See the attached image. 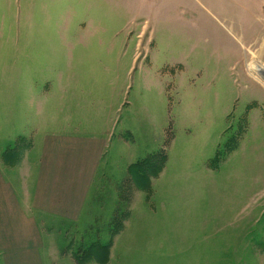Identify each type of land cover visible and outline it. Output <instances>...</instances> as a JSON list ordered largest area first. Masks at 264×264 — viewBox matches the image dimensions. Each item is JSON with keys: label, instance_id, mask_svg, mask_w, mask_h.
<instances>
[{"label": "rangeland", "instance_id": "rangeland-1", "mask_svg": "<svg viewBox=\"0 0 264 264\" xmlns=\"http://www.w3.org/2000/svg\"><path fill=\"white\" fill-rule=\"evenodd\" d=\"M249 63L264 66V0H0L1 165L40 237L35 260L1 247L0 264H264ZM71 132L99 163L74 212L41 210L43 136Z\"/></svg>", "mask_w": 264, "mask_h": 264}, {"label": "crops", "instance_id": "crops-1", "mask_svg": "<svg viewBox=\"0 0 264 264\" xmlns=\"http://www.w3.org/2000/svg\"><path fill=\"white\" fill-rule=\"evenodd\" d=\"M41 146L33 202L41 210L54 212L62 211L60 205L67 206L69 202V210L74 212L99 163L101 143L71 132L43 136ZM1 151L0 248L9 251L8 257L35 260L40 240L38 226L34 217L24 210L14 186L3 173Z\"/></svg>", "mask_w": 264, "mask_h": 264}, {"label": "trees", "instance_id": "trees-1", "mask_svg": "<svg viewBox=\"0 0 264 264\" xmlns=\"http://www.w3.org/2000/svg\"><path fill=\"white\" fill-rule=\"evenodd\" d=\"M170 129H171V127L169 125L168 130H167V134L164 138V142H163L161 148L153 156L155 167L157 169L161 168L166 161V148L171 143L172 137H173L172 133H170ZM135 188H136V183L132 177L129 176V177L125 178L123 181H121L119 184V187H118L119 203L128 204L132 199ZM117 212L118 211H116L114 213V216L112 218V225L114 226L115 232L118 231V229L121 227V222H122L121 217H117Z\"/></svg>", "mask_w": 264, "mask_h": 264}, {"label": "bare ground", "instance_id": "bare-ground-1", "mask_svg": "<svg viewBox=\"0 0 264 264\" xmlns=\"http://www.w3.org/2000/svg\"><path fill=\"white\" fill-rule=\"evenodd\" d=\"M248 68L254 77L264 86V66L254 63H249Z\"/></svg>", "mask_w": 264, "mask_h": 264}]
</instances>
